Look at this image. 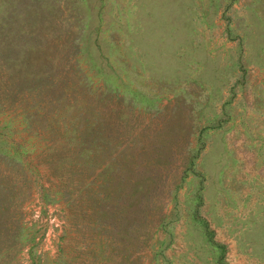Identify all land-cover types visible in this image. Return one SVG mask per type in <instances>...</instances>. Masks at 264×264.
Segmentation results:
<instances>
[{
	"label": "rangeland",
	"instance_id": "rangeland-1",
	"mask_svg": "<svg viewBox=\"0 0 264 264\" xmlns=\"http://www.w3.org/2000/svg\"><path fill=\"white\" fill-rule=\"evenodd\" d=\"M0 264H264V0H0Z\"/></svg>",
	"mask_w": 264,
	"mask_h": 264
}]
</instances>
